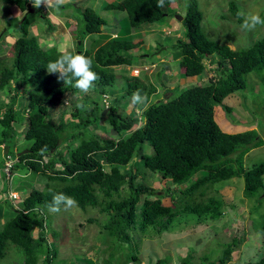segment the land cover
I'll return each instance as SVG.
<instances>
[{
  "label": "trees",
  "instance_id": "trees-1",
  "mask_svg": "<svg viewBox=\"0 0 264 264\" xmlns=\"http://www.w3.org/2000/svg\"><path fill=\"white\" fill-rule=\"evenodd\" d=\"M175 1L166 0L164 8H157V0H119L106 4L105 9L124 13L127 29L139 32L162 21L167 13L165 8ZM0 4L14 6L22 13L19 21L8 25L18 34L11 46L12 54L0 59V92H12L7 102H0V206L8 205L4 212L0 207V259L10 253L18 264L39 261L40 264H65L57 257L55 242L49 243L45 235V224L51 218L47 205L59 193L72 197L75 207L82 212L97 209L99 214H105L104 221L96 222L102 230L99 240L103 243V238L115 237L112 247L118 255H110L107 260L129 264L137 258L127 232L135 233L139 242L147 233L159 237L162 233H178L217 220L223 202L218 195L209 194L214 193L211 192L214 185L227 180L242 178L249 195L264 188V161L248 170L243 168L244 156L264 144L255 129L228 134L215 121L217 107L225 118L231 113V108L224 104L225 99L235 93L237 97H244L242 91L248 76L264 86V33L246 47L230 50L204 35L197 1L186 0L181 21L183 37L174 40L178 72L186 78L199 76L204 71L205 60L210 69L215 66L218 74L205 85L177 90L173 95L170 92L176 87L169 89L167 76L159 79L158 74L153 78L156 87L162 94L171 95L159 100L153 97L159 96L157 88L153 93L154 87L150 88L140 78L122 72L118 76L108 73L111 68L129 67L136 60L140 66L144 65L142 60L146 56L136 52L138 48L132 41L120 36L104 41L93 39L88 48H79L83 39L100 34L105 24L86 8L81 12L82 24L75 30L78 49L68 52L93 59L92 70L98 77L89 91L93 98L87 93L81 102H70L69 115L75 121L62 120V112L55 124L50 108L64 107L67 100L73 101V95L80 93L65 85L57 74L47 72L49 61L61 53L54 47H41L35 37L28 36L27 14L30 9L34 11L30 0H0ZM228 11L238 23L243 22L233 2L228 3ZM40 15L42 19L47 18ZM259 16L264 18V14ZM45 29L51 34L55 25L49 24ZM117 79L121 80L119 88ZM9 82L13 84L12 89ZM112 90H121V93L109 99L105 116L101 117L98 100L101 96L110 97ZM137 90L149 98L148 107L142 112L146 123L139 119L140 114L123 115L122 112L126 100H131ZM252 91L255 92L254 88ZM260 112L258 117L264 121V108ZM99 123L106 128L107 135L87 136L88 132H81ZM17 126L27 150L18 157L19 151L14 149L13 142ZM78 132V141H75L73 138ZM144 146L151 149V154L141 152ZM138 152L139 159L134 165L133 158ZM6 160L11 174L17 169L25 172L24 175L28 171L31 176L49 180L52 190L46 184L42 191L28 186L19 192L22 182L17 183L20 200L13 207L6 197H1L8 184L2 172ZM58 163L60 168L56 170ZM156 176L164 187L160 195L151 187ZM137 177L141 181H136ZM171 187L174 189L170 190ZM162 198L169 203L163 204ZM199 198L204 200L198 201ZM87 222L95 221L90 218ZM48 232L54 241L59 236L55 229ZM237 243V239L231 240L224 244L220 258L204 255L198 264H227ZM190 253L189 250L180 259V264H192ZM168 261V258L159 259L154 264ZM245 264H264V252L254 261L246 260Z\"/></svg>",
  "mask_w": 264,
  "mask_h": 264
},
{
  "label": "rangeland",
  "instance_id": "rangeland-1",
  "mask_svg": "<svg viewBox=\"0 0 264 264\" xmlns=\"http://www.w3.org/2000/svg\"><path fill=\"white\" fill-rule=\"evenodd\" d=\"M119 0H66L67 4L63 5L59 11L55 8H50V13L47 9V18L42 19L40 15L42 8H34V11L29 10L27 14L28 36L30 37H43L47 38L46 26L55 23L56 17L59 16L61 25L65 28L62 30L59 27L55 28V31L51 33L48 40L40 41V45L44 48L55 46L57 49L61 46L66 47L69 37L72 44L70 51L77 50L76 37L74 38L75 28H79L82 24L81 12L88 8L91 9L97 16L105 21V28H100L102 34L110 35L111 32L119 33L122 31V38L132 41L137 49V53L142 54L144 59L140 63L134 61L129 67L111 68L108 73H114L118 76L119 73H125V75L138 77L145 83L150 85V88L154 87L156 93V84L153 78L160 74V78L167 76V79L173 80L171 86H176L175 90L170 92L171 95L177 90H183L190 86H201L208 82V79L214 78L218 74L215 66L210 69L207 62H204L205 71L197 78H183L178 73L176 59V50H174L175 34L177 37H183L182 24L176 19L177 16L183 17L185 13L186 0L175 1L172 4L167 5L165 8L166 15L162 21L155 25H148L143 28L142 31H134L133 35L127 34L126 28L127 20L124 13L114 10H106L105 5L107 3H116ZM200 11L202 12L201 29L204 35L216 43L225 44L230 50L237 47H246L251 41L256 40L264 33V26H260L259 29L253 31H242L236 18L231 16L228 11V3L233 2L237 8L238 16L244 20L249 14H264V0H196ZM7 6H0V36L3 32L6 34L0 38V59L7 58L9 50V44L18 36L13 31L12 27H8L14 24L15 21H19L22 16L15 15L11 17L7 14L5 19L2 18V12L5 13ZM46 13V12H45ZM42 14V13H41ZM4 15V14H3ZM66 15L70 17V20H65L61 16ZM18 16V19H16ZM16 17V18H15ZM8 20V24L3 20ZM68 19V18H67ZM7 22V21H6ZM58 24V23H56ZM76 24V26H75ZM167 32L169 34L167 35ZM166 33V34H165ZM262 33V34H261ZM259 34V35H258ZM8 35L7 37H5ZM12 36V37H11ZM54 36V37H53ZM5 37V38H4ZM96 37L83 39L79 48L86 49L90 45V42ZM76 40V41H75ZM65 42V44H64ZM66 49V48H65ZM156 51V52H155ZM153 54V55H152ZM174 58V59H173ZM140 62V61H139ZM152 63V64H151ZM162 63V64H160ZM163 63L165 65H163ZM150 65V66H149ZM163 65V66H162ZM170 71H173L169 73ZM176 71L177 73H175ZM168 72V73H167ZM252 76L246 78V87L242 91V95L237 97L238 93H235L224 100V104L231 108V113L228 118L224 117L223 112L219 107L215 109V121L221 127V129L229 134L239 133L246 130L255 129L258 136L264 142V121L263 118L258 117L257 113H261L260 109H263L264 104V86L256 84L251 81ZM250 78V79H249ZM157 79V80H159ZM257 81L256 79H253ZM117 87L121 83V80H116ZM170 83V82H169ZM168 84V83H167ZM178 85V86H177ZM10 89L13 88V84L9 82ZM119 88V87H118ZM254 88L255 92L252 91ZM159 96H153L157 99H164L170 94H162L158 89ZM114 93L109 96H101L98 100L102 110L99 116L104 117L109 105V99L116 96L117 93H121V90H112ZM153 89L151 90V92ZM259 91V92H258ZM12 92L2 91L0 92V102L5 103L11 97ZM85 95V94H84ZM93 98L92 93H88ZM170 95V96H171ZM19 97V95H18ZM247 99V100H246ZM83 100V94L73 95V101L70 98L64 103V107L56 106L50 108V116L52 121L57 124L60 115L63 112L61 119L64 121H75L70 117V104L73 102L78 103ZM91 100V98H90ZM127 103L123 109V115L133 113L139 115L137 107L131 103V100H126ZM71 102V103H70ZM60 107V108H59ZM249 109V114L247 113ZM237 124V125H234ZM18 127V126H17ZM16 135H14L16 151L20 153L27 151L26 144L21 139L20 127L15 129ZM81 132H88L87 136L92 133H102L107 135L108 131L101 124L90 127ZM79 132L75 134L73 140L78 141ZM151 154V149L144 146L141 152ZM2 152L0 151V155ZM140 152H138L133 158L134 165L139 159ZM264 161V144L261 147L250 150L243 159V168L248 170L257 164ZM14 162V161H13ZM140 168L139 165H137ZM56 170L60 168L58 163L55 166ZM20 171L17 169L11 176V181L8 182L7 190L5 194H2V199L6 197L11 205L16 206L20 200V195L16 190L17 183L22 182V189L19 192L24 191L29 186L31 189L43 190V187L48 184V190H52V183L38 176H31L30 172ZM48 174V172H45ZM136 181H141L137 177ZM0 180V188H1ZM264 182V178H263ZM10 183V184H9ZM152 189L156 191V195H160L161 189L164 187L159 183L158 176L154 177L151 184ZM174 189V188H170ZM210 195H218L222 199L223 206L221 208V216L215 221H206L202 225H196L183 229L176 233H162L159 237L147 233L141 237L140 241H136L137 236L135 233L127 232L130 239V245L133 253L136 255L137 261L129 264H154L156 260L168 258L167 264H180V259L184 258L189 250L191 251V263L198 264L202 256L207 255L211 259L221 257V252L224 248V244L230 243L231 240L237 239L239 243L235 244L230 254V261L227 264H245L246 260L254 261L261 253L264 252V188L258 193L249 195L243 185L242 178H236L218 183L213 186ZM18 193V194H17ZM127 194V191L124 192ZM204 198H199L198 201H203ZM163 204H168V200L162 198ZM4 212L8 205L0 206ZM4 209V210H3ZM50 222L45 224V235L47 241L55 242L54 247L57 248V257L65 264H116V261H108V256H118L115 254L114 246L112 242H115V237L103 238V243L99 240L102 235L101 228L97 225L105 220V214H99L97 209H87L85 212L80 211L75 206L65 211L61 206L59 213H52ZM94 219L95 222L88 223V219ZM97 222V223H96ZM183 224V223H181ZM55 229L58 231L59 236L54 241L49 235L48 230ZM33 231H36L33 230ZM138 235V234H137ZM111 244V245H110ZM119 254V253H118ZM42 260V257L39 258ZM0 264H18L13 254L7 253L2 259ZM40 264V261L38 262ZM118 264H120L118 262Z\"/></svg>",
  "mask_w": 264,
  "mask_h": 264
},
{
  "label": "clouds",
  "instance_id": "clouds-1",
  "mask_svg": "<svg viewBox=\"0 0 264 264\" xmlns=\"http://www.w3.org/2000/svg\"><path fill=\"white\" fill-rule=\"evenodd\" d=\"M65 2H66V0H30V3L32 4V6L34 8H36V9H39L40 7L42 8L41 13L46 17L48 16L47 15V9L49 10V8H55L57 11H59L60 8L65 4ZM165 3H166V0H157L156 7L157 8H164ZM107 4H109V3H107ZM0 6H3V4L2 5L0 4ZM6 10H7L10 18L14 17L15 15L22 16V13H20V11L14 6H11V5L7 6ZM3 14L4 13L2 12L1 15H2V18L4 19ZM13 14H15V15H13ZM18 16H17V18L16 17L15 18L18 19ZM177 17H179V16H177ZM180 18H181V20H178V21L181 23L182 17H180ZM8 20L9 19L3 20V22L8 24ZM258 25L264 26V18H261V16H259L258 14H249L248 16H246L244 18L243 23L240 25V29L242 31H253L256 29V27ZM5 34H6V32L2 33L3 36ZM168 34H169V32H167V35ZM2 35L0 36V38H2ZM7 36L8 35H6L5 37H7ZM50 36H51V34H48L47 38H44V36L43 37L39 36L36 38V40L39 44L40 41L48 40L50 38ZM174 38L175 39L178 38L177 34H175ZM180 39H182V38H180ZM14 40L12 41V43L9 44L10 53L6 54L7 57H9L12 54L11 46H12ZM78 43H79V41H78ZM50 47H54L56 49L55 46H50ZM50 47H46V48H50ZM56 51H57V49H56ZM57 52H59L61 54H59L54 61H49V63L47 64V67H46L47 72L49 74H57L59 80L63 81L65 85L72 86L80 94L89 93V91L94 87V82L98 78L97 74L92 70L93 63H94L93 59L91 57H86L85 55H82V54H74V53H70V52H65L63 49V46H61V52L60 51H57ZM174 58L176 60H178V58L176 56ZM1 59H5V58H1ZM204 62H207V61L204 60ZM204 62H203V64H204ZM160 64H162V63H160ZM204 67H205V65H204ZM204 71H205V68H204ZM171 72H173V71L169 70V73H171ZM174 72L177 73L176 71H174ZM178 73H180L179 75L181 77L186 78L182 75L181 72H178ZM195 77L197 78L198 76H195ZM195 77H192V78H195ZM187 79H190V78H187ZM208 81H209V79H208ZM168 82H170L167 85L169 89H173L176 87L174 85H173V87L171 86L173 84L172 82H174V81L170 80V78H169ZM207 83L208 82H206V84ZM151 96H153V95H151ZM131 103L137 107V112L140 113L139 119L142 122L146 123V118L143 117L142 112H143V110L147 109L148 104H149V98H148L147 94H142L139 90H137L131 96ZM78 107H83V105H78ZM17 154H16V157H18ZM8 169H9V163L6 160V162L4 163V168L2 169V172H3V175L5 177V180H7V182H10L12 174ZM69 179H71V177H69ZM75 205H76V201L72 197H68V196H65L63 193H59V194H56L53 196L51 203L49 205H47V207H48V210L50 212L59 213L61 211V206H63V210L68 211V210L72 209ZM12 206L16 207L14 205H12Z\"/></svg>",
  "mask_w": 264,
  "mask_h": 264
},
{
  "label": "crops",
  "instance_id": "crops-1",
  "mask_svg": "<svg viewBox=\"0 0 264 264\" xmlns=\"http://www.w3.org/2000/svg\"><path fill=\"white\" fill-rule=\"evenodd\" d=\"M74 2L76 1H78V0H73ZM64 5H67V2H65V4ZM50 9V8H49ZM49 12L50 13H52L50 10H49ZM61 16V15H60ZM63 19H65V20H70L71 18L70 17H67L66 15H63V16H61ZM68 18V19H67ZM59 19H61V18H59V16L58 17H56V21H55V23H52V24H54L55 25V28L56 27H59V28H61L62 30H65V28L61 25V21L59 20ZM72 20V19H71ZM56 23H58V24H56ZM75 26H76V24H75ZM127 28V27H126ZM75 30H76V28H75ZM55 31V30H54ZM128 31H129V29H128ZM74 34H75V31H74ZM127 34L129 35V36H131V35H133V34H135V33H133V32H127ZM70 36H71V34L69 35V37H65V36H63V38L64 39H66L67 40V42H68V44H67V46L66 47H64L63 46V49H64V51L65 52H68V51H70L69 49H71V47H72V44H73V42L70 40ZM116 36H120V37H122L123 36V34H122V31L120 30L119 31V33H116V32H111V34L109 35H105V34H102V33H100V34H98V35H96V36H94V37H96L97 39H99V40H102V41H104V40H108V38H114V37H116ZM54 37V36H53ZM76 36L74 35V38H75ZM76 41V40H75ZM70 42H72V44L70 45L69 43ZM64 44H65V42H64ZM66 48V49H65ZM57 49V48H56ZM57 51H60L61 52V48H59V49H57Z\"/></svg>",
  "mask_w": 264,
  "mask_h": 264
},
{
  "label": "water",
  "instance_id": "water-1",
  "mask_svg": "<svg viewBox=\"0 0 264 264\" xmlns=\"http://www.w3.org/2000/svg\"><path fill=\"white\" fill-rule=\"evenodd\" d=\"M176 19H177V20H181V18H180V17H177ZM101 27H102V28H105V26H104V25H102ZM22 153H24V152H22ZM20 154H21V153H18V154H17V156H19Z\"/></svg>",
  "mask_w": 264,
  "mask_h": 264
}]
</instances>
